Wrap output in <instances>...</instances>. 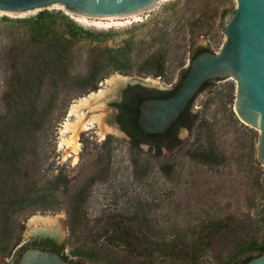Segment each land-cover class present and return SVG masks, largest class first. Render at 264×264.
I'll return each mask as SVG.
<instances>
[{"label":"rangeland","instance_id":"374dc122","mask_svg":"<svg viewBox=\"0 0 264 264\" xmlns=\"http://www.w3.org/2000/svg\"><path fill=\"white\" fill-rule=\"evenodd\" d=\"M59 4L0 12V136L16 134L22 142L27 173L14 190L8 162L0 164V264H14L27 245L44 237L78 264H174L156 248L149 261L106 230L131 221L132 242L156 245L189 238L212 217L226 219L236 231L227 241L216 239L202 252L200 264H234L227 261L230 255L251 252L250 246L264 240V166L257 158L259 130L235 112L232 77L209 80L167 135L139 143L135 151L130 136L115 125L121 90L107 102L105 118L120 135L91 125L78 134L76 150L60 145L70 103L111 74L130 76L128 81L157 78L161 84L144 83L168 91L181 81L196 49L218 52L236 0H158L138 19L111 25L81 20ZM43 9L50 15L37 22ZM71 22L90 33L74 36ZM59 34L71 39L70 78H46L39 90L15 81L10 57L26 54L38 63L39 51H52ZM159 62L162 72L155 74ZM96 65L100 70L90 80ZM80 188L85 190L80 225L70 235L68 202ZM15 195L25 197L21 206L9 209L21 227L15 223L9 233L2 228V213L5 200ZM35 214L61 215L63 238L30 234L27 220Z\"/></svg>","mask_w":264,"mask_h":264},{"label":"water","instance_id":"95a60500","mask_svg":"<svg viewBox=\"0 0 264 264\" xmlns=\"http://www.w3.org/2000/svg\"><path fill=\"white\" fill-rule=\"evenodd\" d=\"M157 0H0V10L20 13L61 3L65 9L86 15H123ZM237 6L224 27L225 41L218 52L203 50L189 62L176 91L167 97L142 100L137 123L148 134H162L190 105L209 80L232 77L237 83L235 112L247 125L259 130L257 158L264 166V0H236ZM142 80V81H138ZM132 77L128 85L148 86ZM14 264H78L52 249L26 247ZM241 264H264V252Z\"/></svg>","mask_w":264,"mask_h":264},{"label":"trees","instance_id":"16d2710c","mask_svg":"<svg viewBox=\"0 0 264 264\" xmlns=\"http://www.w3.org/2000/svg\"><path fill=\"white\" fill-rule=\"evenodd\" d=\"M46 15L48 16L50 14H48L45 9L41 10L37 14V22L40 21L41 18H44V16ZM71 30L74 36L77 34L90 33V31L77 26L73 22H71ZM56 40L57 41L54 46L55 48L52 51L45 50L42 52L47 53L42 54L41 51H39L41 59L38 60V63L32 61L29 55H24L20 53L13 54L12 57H10V61L12 62L13 69H15V72L17 73V75L15 76V81H18V83L22 81L26 84V86L35 85L36 89L39 90L46 78L54 80L55 82L66 81L68 78H70L68 74V67L70 64L68 50L69 45L71 44V39L66 37L64 34H59V37H57ZM203 50H209V48L199 47L198 49H196L192 58L197 53ZM99 70L100 66L96 65L93 68L90 80L94 78V76L99 72ZM187 70L184 73L183 77L187 73ZM161 72L162 63L159 62L157 68H154V73L160 74ZM181 81L173 89L159 92L164 94L163 97L170 96L176 91ZM207 82L208 81H206L202 85L201 89L205 86ZM186 110L187 108L172 123V126L183 117V115L186 113ZM137 126L139 128L138 123ZM0 141L2 144V148L0 150V164L1 162H8V169L13 175V189L16 190V186L17 184H19L18 182H20V180H25V178L27 177L25 167L26 157L24 150L21 147L22 142L16 138V134L8 135L7 133L3 136H0ZM138 144L139 140L136 139V137L133 135L131 137V150H134L133 148L137 147ZM84 198L85 190L80 188L75 192L73 197L68 202L66 224L70 235L74 234L77 231L78 226L80 225V211ZM24 200L25 197L23 195H15L12 199L7 198L5 200V210L2 213V228H4L5 230H9V233L13 224L16 223L18 229H20L21 227V221L15 220V213L9 209H13L15 206H21ZM130 222L124 223L121 226L116 225L115 227L106 230V234L109 237H113L114 239H120L124 241L126 247L131 249L137 255L147 258L149 261L153 258V250L154 248H156L162 253L160 257L164 256L172 258L175 262L174 264H200L202 252L212 248L213 242L216 239L223 238L225 241H227L230 235L234 234L233 231H236L233 230V228H230V224L226 219H215L214 217H212L209 218L205 223L201 222L196 227H194L195 230L191 232L189 238L185 235H182L181 237L178 236L174 239H164L161 242H156V245H152L150 243H145L141 245L136 242H132V240L130 239L133 231V226ZM47 243L55 247L52 241L48 240ZM32 246H35V244H33ZM53 250L59 253L58 250ZM249 250H252L253 252L256 251V254L253 255L252 251H245L244 254L239 256H237V254H232L227 258V261L234 260V264H241L249 261L255 256L260 255L262 252H264V240L259 243H254L253 247L250 246ZM61 256L64 259H67L66 256Z\"/></svg>","mask_w":264,"mask_h":264},{"label":"bare ground","instance_id":"6f19581e","mask_svg":"<svg viewBox=\"0 0 264 264\" xmlns=\"http://www.w3.org/2000/svg\"><path fill=\"white\" fill-rule=\"evenodd\" d=\"M157 1L139 10L123 15H86L77 14L65 8L64 9L71 14L77 15L81 20L86 21L89 18H93L97 20L96 23L111 25L114 23H122L119 21L121 19H138L139 14L144 11L146 12V10L155 6ZM62 5L60 6L63 7ZM0 12L4 11L0 10ZM130 79V76L113 73L106 77L97 89L92 90L87 95L81 96L71 102L68 107L67 117L60 127V135L62 136L60 145L71 147L72 151L76 150L79 144L77 140L78 134L91 125H97L99 128L104 129L108 134L120 135L121 131L118 128L105 121L108 112L107 102L110 101L112 95L115 94V88ZM143 81L154 85L161 84L157 78L152 77L144 78ZM67 134H69V136L63 138V136ZM27 227L30 234H36L39 232L49 233L57 237L59 240L62 239L65 234V227L61 215L35 214L28 218Z\"/></svg>","mask_w":264,"mask_h":264},{"label":"flooded vegetation","instance_id":"af4514ba","mask_svg":"<svg viewBox=\"0 0 264 264\" xmlns=\"http://www.w3.org/2000/svg\"><path fill=\"white\" fill-rule=\"evenodd\" d=\"M163 96L164 94L158 90H154L153 88H149L147 86L139 84L126 86L121 90L118 100L115 101L117 111L115 125H117L120 130L129 135L130 138L134 135L136 139L139 140L140 144H149L152 137H163L167 135V133L173 127L172 125L162 134H148L143 132L141 128L139 127V129L137 126V115L139 111L138 106L140 102L146 98H159ZM189 106L187 107V110ZM47 241L48 240L45 237L39 238L37 240H33L32 243L27 246H32L35 244L36 247L52 250L55 249V247L48 244Z\"/></svg>","mask_w":264,"mask_h":264}]
</instances>
